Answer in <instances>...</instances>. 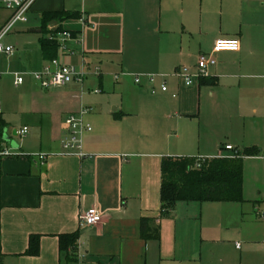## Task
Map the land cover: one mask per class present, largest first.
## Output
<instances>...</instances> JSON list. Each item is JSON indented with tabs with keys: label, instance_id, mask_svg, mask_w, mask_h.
<instances>
[{
	"label": "crops",
	"instance_id": "crops-1",
	"mask_svg": "<svg viewBox=\"0 0 264 264\" xmlns=\"http://www.w3.org/2000/svg\"><path fill=\"white\" fill-rule=\"evenodd\" d=\"M62 10L80 16L42 25L43 12ZM28 14L18 22L37 36L0 53V151L18 153L0 154V264L195 263L205 237L197 217L202 202L178 201L160 217L161 160L231 153L225 145L254 147L263 156L264 0H80L75 7L35 0ZM52 29L73 38L64 49L44 51L41 39ZM217 38H236L240 47L216 53L209 76L185 85L176 70L194 68ZM53 59L87 72V80L42 88L30 73ZM121 72L128 74L115 79ZM132 74L163 75L136 83ZM163 81L167 91L160 90ZM82 107L92 129L82 133L85 155L78 156L64 151L62 139L66 116ZM23 126L27 133L15 139ZM251 204L253 216L227 203L217 210L220 224L238 225L249 249L263 246L264 197ZM92 206L102 220L80 226V213ZM142 218L158 223V238L141 237ZM73 233L75 247L62 250L59 236ZM32 235L39 236L34 256L25 254Z\"/></svg>",
	"mask_w": 264,
	"mask_h": 264
},
{
	"label": "trees",
	"instance_id": "trees-1",
	"mask_svg": "<svg viewBox=\"0 0 264 264\" xmlns=\"http://www.w3.org/2000/svg\"><path fill=\"white\" fill-rule=\"evenodd\" d=\"M79 12L45 11L42 25L51 20L78 18ZM44 51L57 50L56 40L41 39ZM204 158L196 166L197 158L186 156H164L161 160L160 217L169 216L178 201H242L243 157L257 154L254 147L240 151ZM152 222L151 224H149ZM140 235L144 239L158 238L159 225L151 218H142ZM77 233L59 236L60 248L75 247ZM39 236L29 237L26 255H36Z\"/></svg>",
	"mask_w": 264,
	"mask_h": 264
},
{
	"label": "built area",
	"instance_id": "built-area-1",
	"mask_svg": "<svg viewBox=\"0 0 264 264\" xmlns=\"http://www.w3.org/2000/svg\"><path fill=\"white\" fill-rule=\"evenodd\" d=\"M35 0H0V3L7 9L11 10L12 14L7 22L0 27V53L12 54L14 47L12 45L3 44V37L13 28L18 21H26L27 18L24 14L30 9ZM84 23L83 19H80ZM73 38L71 31L69 30H54L48 36L49 40H56L59 46L64 49L66 41ZM240 42L236 38H217L213 46L208 53H200L197 57L194 68L181 65L176 70V75L183 80V83L187 86L192 85L195 80L205 78L209 76V68L216 64L215 54L223 51H238ZM94 75L99 76L101 74L100 68L95 67L93 71ZM31 76L36 80L42 88H50L55 86H62L72 81L82 82L86 77V72L75 68L72 65L61 64L58 60L53 59L50 65H46L39 71L30 73ZM120 74H128L121 72L115 74V79H118ZM16 83H21L24 80L23 75L16 74ZM134 81L140 83L143 78H147L149 83H154L158 77H162L163 74H132ZM1 76V73H0ZM161 91H167L165 81L160 85ZM95 93L100 92V89H94ZM151 92L155 90L152 88ZM0 103V112H1ZM89 111V108L82 107L78 112L68 114L65 118V125L68 129V133L62 139V147L66 153L77 154L78 156H84L82 152V133L90 131L91 125L84 120V114ZM28 131L27 126H23L17 130V135H25ZM224 150L233 151L234 147L231 145H225ZM1 155L13 156L17 153L12 152L8 149L0 151ZM37 156L43 160L45 154L38 153ZM204 158H197L196 166H199L200 161ZM102 220V213L94 206L88 208L79 215L80 226H92L99 223ZM264 246V241H262ZM239 248V243L236 244Z\"/></svg>",
	"mask_w": 264,
	"mask_h": 264
},
{
	"label": "rangeland",
	"instance_id": "rangeland-1",
	"mask_svg": "<svg viewBox=\"0 0 264 264\" xmlns=\"http://www.w3.org/2000/svg\"><path fill=\"white\" fill-rule=\"evenodd\" d=\"M65 1L66 3H68L69 7H75L80 3V0H65ZM122 1L123 3H126V5H129L131 0H122ZM132 1L134 2L136 0H132ZM138 1L140 3L142 2V0H138ZM8 11L11 13V10L5 8L0 3V19H2L6 14H9ZM28 11L24 14V16L27 19L28 17L30 18V14H28ZM33 13L35 14V12ZM22 24L25 25V23L16 22V24L9 31V33L3 37L2 39L3 44L9 43L11 45H21L22 41L24 40L27 41L26 39L27 37L29 38V36H34V35L37 36L36 33L30 34L28 32V28L23 29V27H21ZM52 31L54 30L52 29ZM71 50H75V49L71 48ZM59 62L61 64L68 65V63H65L61 60H59ZM95 67L100 68L99 65L94 66V68ZM86 78L85 80H87ZM11 79L12 78L10 77L9 80ZM19 137L22 138L23 136L15 137V139L19 140L20 139ZM190 155H191L190 157H198L196 154L194 155V153ZM259 155L260 153L254 155H246L243 157L242 201H204L202 203H197L198 206L197 217L200 218V222L202 223V235L204 236L205 234V237H203L202 242L199 241L197 242L196 245L199 254L198 260L195 263L194 261L191 262L187 260L186 263L188 264H264V246H261L259 242H254L252 243L253 245L249 249L248 247L245 246V242L242 240L241 235L238 233V225L235 224L233 226H225L223 224H220L221 216L217 215V210L221 208L223 203L225 204L227 203L231 206H235L238 209V213L240 214V216L248 211L249 213H252L251 201L255 199H259L260 197H264V166L261 165L262 163H264V154H261L263 155L262 157H258ZM259 192H261L262 194H259ZM196 226H198V224H196ZM217 240L220 242H217ZM234 241L240 243L241 247L239 250H236L234 248ZM200 242L201 244H199ZM188 254H190V251H188Z\"/></svg>",
	"mask_w": 264,
	"mask_h": 264
},
{
	"label": "water",
	"instance_id": "water-1",
	"mask_svg": "<svg viewBox=\"0 0 264 264\" xmlns=\"http://www.w3.org/2000/svg\"><path fill=\"white\" fill-rule=\"evenodd\" d=\"M15 132H16V130H15ZM3 137H4L6 140H9V137L5 134V132H4Z\"/></svg>",
	"mask_w": 264,
	"mask_h": 264
}]
</instances>
